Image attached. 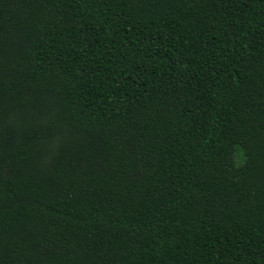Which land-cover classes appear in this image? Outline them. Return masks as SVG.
Wrapping results in <instances>:
<instances>
[{
    "label": "trees",
    "instance_id": "16d2710c",
    "mask_svg": "<svg viewBox=\"0 0 264 264\" xmlns=\"http://www.w3.org/2000/svg\"><path fill=\"white\" fill-rule=\"evenodd\" d=\"M0 264H264V0H0Z\"/></svg>",
    "mask_w": 264,
    "mask_h": 264
}]
</instances>
